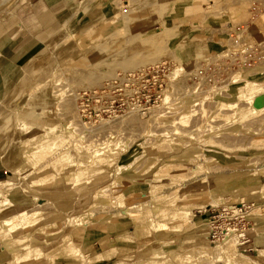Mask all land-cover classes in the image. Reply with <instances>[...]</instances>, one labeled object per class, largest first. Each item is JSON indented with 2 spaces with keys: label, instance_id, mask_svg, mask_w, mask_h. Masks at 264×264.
Listing matches in <instances>:
<instances>
[{
  "label": "rangeland",
  "instance_id": "1",
  "mask_svg": "<svg viewBox=\"0 0 264 264\" xmlns=\"http://www.w3.org/2000/svg\"><path fill=\"white\" fill-rule=\"evenodd\" d=\"M90 1L93 21L84 20L86 8L79 6L76 25L64 19L54 37L30 52L6 92L3 102L16 116L0 143V155L12 164L5 177L11 183L0 185V264H99L87 243L101 235L100 225L110 228L115 244L132 246L125 253L134 252L135 260L125 264H227L214 247L219 244H202L207 239L193 220L229 201L254 203L249 241L237 252L244 264H264V106L252 113L241 101L240 114L248 115L240 117L221 104L233 100L230 81L246 74L262 78L255 76L264 73V0L207 6L197 14L206 34L195 29L184 44L177 31L165 45L158 43L164 32L144 27L155 15L147 10L151 0H102L112 7L109 14L120 17L114 25L100 21L101 0ZM24 2L0 0V21L19 15ZM178 5L161 16L163 26L170 13L182 19ZM242 31H249L247 38ZM152 67L159 72L153 75ZM141 70L147 74L135 81L119 80ZM84 93L90 98L80 100ZM252 95H264V87ZM182 105L191 113L186 122L179 121ZM109 141L119 142L118 150L105 152L110 162L100 154L97 165H86V157L110 149ZM187 149L190 154L179 157ZM118 165L124 169L115 174ZM204 175L225 179L195 196L184 190L174 197ZM131 179L140 187L131 188ZM162 196L166 202L151 201ZM177 206L191 208V220L170 218ZM37 207L38 215L17 213ZM6 218L14 219L12 226L2 225ZM47 222L37 237L25 235V227ZM138 223L144 235L134 243ZM65 233L79 244L82 258L67 254ZM251 239L257 244L249 248Z\"/></svg>",
  "mask_w": 264,
  "mask_h": 264
},
{
  "label": "crops",
  "instance_id": "2",
  "mask_svg": "<svg viewBox=\"0 0 264 264\" xmlns=\"http://www.w3.org/2000/svg\"><path fill=\"white\" fill-rule=\"evenodd\" d=\"M223 1L224 0H151L148 3L149 8H147V10H149V12H154L155 15L150 21L144 20V27L158 29V33L164 32L158 40V43L163 45L167 43L166 41L168 39L176 36L177 31H179L181 42L185 44V38L188 37L193 30H198L197 34L200 35L207 33L206 29L204 31L201 30L200 27L201 23L205 22L203 17L197 14L207 6H213ZM94 3L95 2L92 3L90 0H26V2L22 4L24 9L19 15L0 21V143H2L14 129L15 111L3 101L6 100L7 90L15 83L14 81L18 77L17 72L22 68L23 61L28 58L30 52H32L34 48L44 46L47 39L54 37L56 29L60 28L64 19L76 25L80 20V18L78 20L77 16L79 6H84L86 8L84 20L92 22L93 20L88 18V16L92 14V9H89V7L91 8ZM100 3L102 10L104 9L100 13L102 18L100 21L107 25H114L118 22L120 17L115 18L116 14H109V10L112 7H109L108 4L104 3L102 0ZM176 5L181 7L182 19L176 21L173 19L175 12L172 14L170 13L168 15L170 17L168 26H163L161 16L166 14L170 7L172 9ZM88 9L89 11L87 13ZM260 20L264 23V14L260 15ZM247 32L242 31V36L247 38L249 35H246ZM9 165L11 167L12 164L7 162L5 158L0 155V180L7 177L10 172ZM208 215L209 214L194 215L193 223L196 228H205V219ZM138 226L140 227L139 229L142 230L141 224L138 223ZM205 230H208L207 227ZM110 231L107 225H100L99 232L101 235L94 241L87 243V246H92L93 251L99 257V264H125L128 261L135 260L133 259L135 257L134 252L132 254L125 253L126 249L132 246L115 244V235L111 234ZM134 232L135 226L131 232L133 233L132 237L135 243V240H139L142 235L137 237L134 235ZM202 236L208 241L207 234ZM163 242L164 243L159 245L158 250L160 251H162V249L165 250L167 247V240ZM256 244L257 243H254L253 239H251L246 246L250 248V246L253 247V245L256 246ZM149 250L153 249L150 248ZM154 250L156 251L157 249ZM120 251H122V254Z\"/></svg>",
  "mask_w": 264,
  "mask_h": 264
},
{
  "label": "bare ground",
  "instance_id": "3",
  "mask_svg": "<svg viewBox=\"0 0 264 264\" xmlns=\"http://www.w3.org/2000/svg\"><path fill=\"white\" fill-rule=\"evenodd\" d=\"M178 71V70H176ZM260 74H257L255 77H258L260 78L259 76H262L261 80H257L255 78H253V76H250L249 74H246L245 76H242L240 78H238V80H232L230 81V86L228 87V91H230V95H231V98H233L232 101H222L221 104L226 108H230L232 110L233 113H232V116L233 115H239L240 117H245L246 115L248 114H240L241 110H240V102L243 101L246 105V103H249V106H250V110L252 113H255L256 111H261L263 109V106H264V95H261V96H258L256 99L253 98V93H255L256 91L262 89L264 86V73L263 72H259ZM178 74V73H177ZM236 83V84H235ZM189 95V94H188ZM227 99H230V98H227ZM242 102V103H243ZM182 106H185V105H182ZM224 108V109H225ZM181 116L179 118V121L180 122H186L188 120V118L190 117L191 113L190 111L187 110V107L185 106L184 107V110H182L181 112ZM177 119V118H176ZM195 123V122H194ZM262 124V123H261ZM193 127V125H191ZM196 126V125H195ZM85 128H87L86 126H84ZM178 128V127H177ZM175 130V129H173ZM261 131V130H260ZM99 132V131H98ZM172 132V131H171ZM177 132V131H176ZM111 133V132H110ZM175 133V132H174ZM108 135V134H107ZM197 136V134H195ZM195 136V137H196ZM201 139V138H200ZM107 143V142H106ZM118 144L119 142H116V141H109L108 142V148L110 149H104L101 153L100 152H94V156H88L86 157V165L87 164H91V165H97L96 164H93L95 163V159H98V157H100L99 155L101 154V158H102V161L105 162V163H109V162H106L104 159L105 157V152H109V151H114V150H118ZM200 144V143H199ZM102 148V147H101ZM219 149V148H218ZM202 150V149H201ZM187 154H190V149H187L185 151H183L179 157H182V156H186ZM97 157V158H96ZM202 158V157H201ZM82 165V164H80ZM129 165V164H128ZM118 170H116V173L115 174H118L122 169H124L123 165H118ZM127 167V166H126ZM129 167V166H128ZM86 168V167H84ZM82 169V168H81ZM195 169H196V166H195ZM209 169V168H208ZM197 170V169H196ZM196 170H192L194 173H197ZM23 171V170H21ZM25 172V171H24ZM228 178V177H227ZM133 179V178H132ZM131 179V180H132ZM225 178H222V177H215V176H207V175H204L202 178H196L195 180H193L191 183L187 184L186 186L180 188L178 190L177 193L174 194V197L177 196V195H180L182 191L184 190H189L190 193H192V196H195L201 192H204L205 190H211L212 187L214 186V184H216L217 182L221 181V180H224ZM134 183L131 185V188H137V187H140L139 183H136V180H132ZM11 183L10 180L8 179H3V180H0V185H6V184H9ZM244 183H248L247 181H244ZM263 187V186H262ZM241 188L243 190H246V191H251V190H254V185H252L251 187H246L245 184H243L241 186ZM102 190V189H101ZM100 190V191H101ZM216 191H212L211 194H215ZM95 194V193H94ZM113 195V194H112ZM108 196V195H107ZM111 197V196H110ZM163 198H161L159 201H157L156 199L152 198L151 201L154 203H164L166 202V196H162ZM214 197V196H213ZM220 198V197H219ZM219 198L216 199L219 200ZM134 199V198H133ZM193 199H197L196 197L193 198ZM192 200V199H191ZM33 201V200H32ZM163 201V202H162ZM212 201V200H211ZM148 202V201H147ZM6 203V199H5V202ZM33 203V202H32ZM201 204V203H200ZM210 204V203H209ZM160 205V204H159ZM178 206H183L184 204H177ZM164 206V205H163ZM175 207L173 210H175V213H172V214H169L168 216H170V218H179V219H190L191 218V215L193 214V210H191V208H185V207ZM38 207L39 208H43V207H46V206H43L42 203L41 204H38ZM33 209V208H23V209H19L18 210V214H20V216H25L28 214L29 211L31 210H35V214H37V209ZM160 207V206H159ZM173 207V206H172ZM17 208V207H16ZM15 208V209H16ZM128 208H137L136 205H132ZM139 208H140V204H139ZM204 209V208H203ZM17 210V209H16ZM136 210V209H135ZM13 211V210H12ZM195 211V210H194ZM196 212V211H195ZM41 217L39 218H36L35 220H33V222L35 223L38 219H40ZM148 219V218H147ZM178 219V220H179ZM14 219H10V218H6L4 219L3 221H1L2 225L3 226H12V222H13ZM155 220V219H154ZM153 220V221H154ZM170 220V219H169ZM167 220V221H169ZM191 220V219H190ZM146 221V220H145ZM80 222V221H78ZM186 222V221H185ZM49 224L51 223H46L45 225H41V226H37V225H34L32 227H25V235L26 236H36L41 233V231L43 230L44 231V226H48ZM91 225V224H90ZM85 226V225H84ZM89 226V225H88ZM86 226V227H88ZM207 226H205L206 228ZM78 228V227H77ZM85 228V227H84ZM140 227L138 225L135 226V232H134V235L135 236H141V235H144V231L139 229ZM204 227H197V230H198V233L201 235H205L207 234ZM89 229V227L87 228ZM150 230V229H149ZM42 231V232H43ZM85 230L83 229L82 231H80L81 233H83ZM59 233V232H57ZM57 235V234H56ZM197 235V234H196ZM69 237L66 242L63 244L65 246V251L67 252V254L69 255H73V256H77V258H82L83 257V254L80 252V249H79V244L78 243H75V240L73 239V236L71 233H65L64 235H62V237ZM205 240V239H204ZM259 240H264V236H261ZM208 241L205 240L202 244H206ZM206 247V246H205ZM216 248H219L220 252L222 253V255L224 256L225 258V261L227 264H244L243 260L240 261L241 258L244 257V255L242 253H239L237 252L238 251V246L236 245V240L234 238H228L226 239L225 241H223L222 243H220L218 246H214ZM209 250H212V249H207L205 252L204 250L202 251H198L196 252V254H198L199 256H201L202 254L204 253H208ZM35 253V252H34ZM63 253V251L61 252ZM16 254L14 253V256ZM40 255V253H39ZM46 255V254H45ZM52 255V254H51ZM82 255V256H81ZM108 255V254H106ZM47 256V255H46ZM45 256V257H46ZM72 256V257H73ZM86 257V255H85ZM92 257V256H91ZM247 257V256H246ZM249 258H251L250 256H248ZM88 258V257H87ZM87 260V259H86ZM95 260H98V259H95ZM102 260V259H101ZM88 261V260H87ZM159 262H162L159 261ZM156 263L155 260L149 262V264H154ZM252 263V262H250ZM116 264V263H115ZM119 264V263H117ZM144 264H147V263H144Z\"/></svg>",
  "mask_w": 264,
  "mask_h": 264
},
{
  "label": "built area",
  "instance_id": "4",
  "mask_svg": "<svg viewBox=\"0 0 264 264\" xmlns=\"http://www.w3.org/2000/svg\"><path fill=\"white\" fill-rule=\"evenodd\" d=\"M141 71L142 72L129 73L126 77L119 78V80H123L124 83L132 80L135 81L138 79L137 77L147 74V72L144 73L143 70ZM150 72L154 75L159 72V69H157V67H152ZM159 86L161 87V83ZM96 92V90L93 91V95H97ZM85 96L86 98H90V93H84L79 96L80 100H83ZM81 104L85 103L81 102ZM80 108L81 112H86L87 110L86 105H81ZM252 207H254V203L252 202L229 201L223 203L218 209L212 211L205 219L208 227V241L216 245L222 243L228 238H234L236 240V245L239 248L238 250H240V248H242L241 246L249 241L247 237V229L250 223Z\"/></svg>",
  "mask_w": 264,
  "mask_h": 264
}]
</instances>
